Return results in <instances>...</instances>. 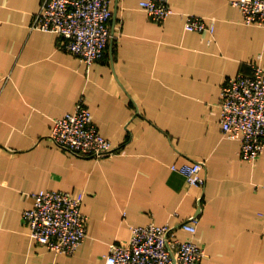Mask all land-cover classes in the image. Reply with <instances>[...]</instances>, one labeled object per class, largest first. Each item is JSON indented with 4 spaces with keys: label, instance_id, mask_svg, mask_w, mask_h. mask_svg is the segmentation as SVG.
<instances>
[{
    "label": "crops",
    "instance_id": "0c3cea01",
    "mask_svg": "<svg viewBox=\"0 0 264 264\" xmlns=\"http://www.w3.org/2000/svg\"><path fill=\"white\" fill-rule=\"evenodd\" d=\"M140 1L112 0L114 38L88 65L31 27L42 0H0V264H104L135 225L192 215L203 264H264V152L243 160L218 106L229 76L264 66V26L245 23L235 0H169L163 23ZM188 14L214 30H187ZM81 99L119 152L75 156L48 138ZM198 159L205 184L191 185L173 165ZM42 189L82 197L88 232L73 254L30 236L22 213Z\"/></svg>",
    "mask_w": 264,
    "mask_h": 264
},
{
    "label": "built area",
    "instance_id": "2783aa9c",
    "mask_svg": "<svg viewBox=\"0 0 264 264\" xmlns=\"http://www.w3.org/2000/svg\"><path fill=\"white\" fill-rule=\"evenodd\" d=\"M245 23L264 26V0H235ZM149 18L163 23L174 12L169 0H141ZM112 0H42L31 27L53 31L60 46L88 65L101 60L114 36L110 22ZM189 31H213L215 24L197 14L186 15ZM225 135L240 140V156L254 161L264 152V66L251 63V72L229 76L221 88L218 103ZM48 138L75 156L103 158L119 152V147L103 135L87 103L81 99L75 110L54 120ZM174 169L186 174L191 185H204L206 159H198ZM34 203L25 208L22 219L34 242L58 253L73 254L88 232V216L82 210V197L65 190L42 189L33 193ZM199 217L192 215L180 225H135L127 243H113L104 264H203L205 248L197 240ZM180 228L190 234L177 235Z\"/></svg>",
    "mask_w": 264,
    "mask_h": 264
}]
</instances>
